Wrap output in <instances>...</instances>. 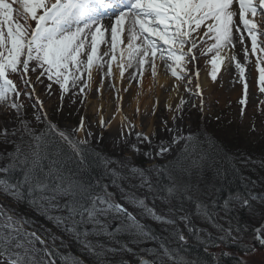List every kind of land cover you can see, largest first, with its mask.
Segmentation results:
<instances>
[{
  "label": "snow or ice",
  "instance_id": "1",
  "mask_svg": "<svg viewBox=\"0 0 264 264\" xmlns=\"http://www.w3.org/2000/svg\"><path fill=\"white\" fill-rule=\"evenodd\" d=\"M245 33L250 48L245 45ZM261 38L264 0H0V108L8 113L3 117L6 122L0 124V159L7 161L0 166V196L17 206L0 202V264H83L66 251L70 241L93 257L94 264H124L114 257L122 252L132 254L129 243L151 236L135 213L168 226L179 244H186L190 236L201 243L211 242L213 247L225 241L242 242L246 247L235 264H264V224L251 230V243L241 235H247L246 229L231 224L241 209L264 217V195L234 196L219 211L207 203L204 175L216 167L219 150L207 133L185 121L191 109L204 110L199 71L187 67L195 64L198 51L211 54L213 82L226 61L235 63L244 81L242 106L248 95L245 70L253 63L251 54L257 88L264 93ZM237 44L243 46L244 63L232 51ZM101 45L106 46L102 53ZM158 60L174 78L172 99L178 102L168 103L167 115L147 132L138 131L130 120L122 124L114 147L128 155L118 161L94 154L90 142L95 134L83 116L75 126L62 129L51 122L36 95L34 85L43 84L44 79L49 81L47 91L58 86L61 100L70 92L72 96L85 94L91 90L94 70L102 74L97 93L105 78L123 81L126 72L130 84H139L148 69L157 77ZM30 73L36 74L35 81ZM109 88L115 89V83L110 82ZM22 97L32 101L34 121L42 128L25 119ZM194 97L198 104L192 102ZM155 110L156 105L153 116ZM98 124L106 128L108 122L101 117ZM203 144L209 148H200ZM94 155L108 172L107 184L80 175L91 166ZM137 155L148 162L147 167L133 162ZM114 163L117 168L110 167ZM17 170L21 175L13 177ZM160 177L167 178L166 185ZM149 198L153 206L147 203ZM157 200L165 205L162 213L154 206ZM20 204L45 222L19 211ZM185 205L191 206V217ZM200 218L215 229V240L194 225ZM121 236L132 239L122 242ZM154 255L151 261L141 259L140 264L177 260L166 245ZM230 255L220 253L221 257ZM213 260L222 264L216 257Z\"/></svg>",
  "mask_w": 264,
  "mask_h": 264
},
{
  "label": "rangeland",
  "instance_id": "2",
  "mask_svg": "<svg viewBox=\"0 0 264 264\" xmlns=\"http://www.w3.org/2000/svg\"><path fill=\"white\" fill-rule=\"evenodd\" d=\"M259 19V17H257ZM34 24V22H33ZM126 35V34H125ZM123 38V37H122ZM264 39V38H261ZM245 45H248L245 40ZM235 53H237V59L240 61L243 58H240L241 55L243 56V46L240 44L236 45V48L233 49ZM100 52H102V49L100 47ZM211 55V54H210ZM210 55H206L203 57V55L200 54V52H197V61L195 64H188L189 69H194L199 71V79L202 77H205V75L211 80L210 73H211V64L209 62ZM249 60L253 63H248L246 65L245 70V80L248 83V95L246 100V106H240L238 105V101H240L242 98H244V88L243 83L244 81H241L239 72L235 68L229 72H225V74H221L220 77H217V80L215 82H218V85L215 86V88L211 90V87L207 86L202 88L203 91V102H204V110L201 112L198 108H193L189 112L185 114V121L190 122L193 128L201 127L204 131L206 129H211V132L213 131H222L221 129L214 127L211 120L215 118V116H219L220 119L227 120L229 119L227 123L230 124V127L233 131V135H231V130H228V139L232 140V146H235L237 143H239L238 137L240 134V143L242 141L243 135L250 134L251 138H259L261 141H264V110L260 112V106L263 105L264 101V93H260L257 88V78L258 74L257 72H254V61L255 57L251 56L249 54ZM241 62V61H240ZM157 76H159L160 73H163L166 76H171L170 73L166 70V67L164 66L162 61H157ZM115 68V66H114ZM114 70V69H113ZM228 76H227V75ZM30 75V74H29ZM224 75V76H223ZM144 77V76H143ZM32 81L36 80L35 76H30ZM43 79V78H42ZM156 80V78L154 79ZM143 81V80H142ZM215 82L212 81V84ZM49 83L46 79H44V83H35L34 87L36 90V95L39 96V99L44 102L45 110L47 111L48 116L54 115L55 118H53V124H56L60 128H66L69 125L75 126L79 120L80 117L83 116L85 118V123L87 126L90 127L91 131L95 134L94 138L91 140H95L97 142V138L102 137L99 139V142H103L104 145L107 147L109 151H111L114 155L124 154V156L128 155L126 152H122L116 147H114V144L117 143V136L119 132L112 133L110 129L108 128L111 121H107V127L102 128L99 126V124H95L96 119L99 117V114L96 110L100 109V104L102 103V99L99 98L92 100L90 91L86 90L85 94H77L75 96H72V93L66 94L63 98V100L60 102L59 96L60 91L57 85H53L51 91L46 90V85ZM195 83V81H194ZM126 84V83H125ZM124 85V89H125ZM130 88V87H128ZM127 88V89H128ZM73 92L76 90L73 89ZM185 95V94H184ZM114 99V102H116L117 97L112 96ZM83 100V103L81 101ZM97 100V102H96ZM75 101V102H73ZM118 101V100H117ZM21 102L25 104L24 115L27 113L28 108L32 105V101L26 99L25 97L21 98ZM104 103H106L105 100H103ZM193 103H199V100L197 98H193ZM113 104V103H112ZM115 104V103H114ZM156 105L155 115L153 116L151 114L152 109ZM243 107L244 114L241 115V110ZM60 109V110H58ZM113 109H115V106H113ZM145 107L142 108V112L144 114H141V117L135 115L133 119L130 121L134 122L137 126L138 131H144L147 132L149 129V126L156 123L158 124L164 116L167 115L166 112V103L164 101H160L157 105V101L154 99L153 104L151 105V108L147 111V115L145 113ZM104 114V111H103ZM8 115L4 111L3 108H0V124L5 123L6 121L3 119L4 116ZM14 117V113L11 114ZM50 118V116H49ZM223 121V120H221ZM225 122V121H223ZM143 124L144 127L141 128L140 125ZM185 131H187V128H185ZM238 133V135H237ZM226 133L222 136L221 141L224 140ZM246 137V136H245ZM155 143V140L153 141ZM132 143H135V138L132 137ZM143 147V145H141ZM139 159H144L142 156H135L133 162L136 163ZM162 163V161H160ZM147 166L148 162L146 161ZM0 202H3V198L0 196ZM10 207H14L13 203H8ZM6 204V205H7ZM153 204V202H152ZM156 204V203H155ZM221 216V215H220ZM195 222V220H194ZM221 223H225L224 220H221ZM207 224L205 220H200L197 222V225H203ZM233 226V223H231ZM227 226V224H225ZM183 226H181L182 228ZM200 229H204L202 227H199ZM251 230H248L247 235L245 236L244 233L241 235L247 239L248 243H251ZM212 231L215 233V229L212 228ZM186 233V230H185ZM190 238V237H189ZM189 241V239H188ZM182 245V244H180ZM243 246L246 247L245 243H242ZM80 252H83L82 249ZM224 252H229V250L225 249ZM85 255V254H84ZM241 252H235L234 256H237L240 258ZM77 258L85 263L84 257H81L80 255L74 256L71 255V258Z\"/></svg>",
  "mask_w": 264,
  "mask_h": 264
},
{
  "label": "trees",
  "instance_id": "3",
  "mask_svg": "<svg viewBox=\"0 0 264 264\" xmlns=\"http://www.w3.org/2000/svg\"><path fill=\"white\" fill-rule=\"evenodd\" d=\"M33 113L34 110L30 109L26 114L25 119L31 121L33 127L37 129L42 128L43 125L35 123ZM228 121L230 120L220 119L219 116L216 115L215 118L211 120V122L214 127H217L222 131H213L214 133L211 132V129L213 127L210 130L206 129L205 131L201 127L197 128L202 132L207 133V135L211 137L219 150V155L217 156L216 160V167L209 169L204 175V188L207 189V193L204 194L203 197L210 205L214 204L217 208V211H219V208L223 205L225 200L232 199L234 196H246L250 193L257 194L258 192L264 191V141H261L259 138H254L251 140L250 135L246 133V135H243L242 141L240 143L239 134V136H237L239 143H237L235 146H232V140L228 139V130H231V135H233L235 131L231 129L230 124L227 123ZM225 133V138L223 141H221V138ZM90 147L93 149L94 154H98L101 157L110 158L114 161H118L124 158L123 156L112 154L104 147L102 143L93 141L90 142ZM200 148L208 149L209 146L207 144H203L200 145ZM5 163H7V161L0 159V166H3ZM45 163H49V161H45ZM135 164L146 167L144 159L139 160ZM110 167L117 168L118 165L114 163ZM216 169H219V175H217ZM20 175L21 173L19 170L13 173V177H19ZM80 175L86 179H90L93 181L100 180L101 183H109L107 179L108 172L105 170L102 161L97 160L95 158V155L92 158L91 166L86 170H82ZM159 180L162 184H167L166 177H160ZM1 197L5 202L13 203L7 197ZM148 202H152L151 198H149ZM155 203L160 206V209L162 210V212H164L165 205L160 200H157ZM256 203L259 204V201H256ZM185 208L188 210L191 217V206L185 205ZM18 210L21 212H26L27 215L32 217L33 219H39L41 223L45 222L43 220V217L36 216V213L27 208L24 204H20L18 206ZM129 210L132 211L133 209L130 208ZM135 214L137 215V218L140 219L141 223L146 225L147 220H142L141 218H146V216H142L139 213ZM219 215L223 216V213H219ZM232 222L235 224V227L239 226L246 230H250L253 224H255V226H259L260 224L264 223V217H262L259 212L253 214L250 211L241 209L240 211L234 213L231 223ZM161 225V223H157V225L155 226L149 225L147 228L152 229L153 232L155 231V234H153L152 237L149 236L148 239L145 238L143 241L129 243V247L133 248L134 252L132 254L122 252L115 256L114 259L126 263L127 261L132 260V258H138L144 255L146 244H152L153 249H158L165 243L169 245L171 241L174 242L175 234L170 230V228L163 230L159 234L158 229L161 227ZM207 227L210 228V225L208 224ZM160 238L163 239L162 242L158 241L160 240ZM120 239L122 242H129L132 238L129 236H121ZM213 239H216V237H213ZM189 240H191L192 243L198 242L195 236H190ZM208 243H210V247H207V245H201L199 249H188L186 247L185 249H183L185 253L184 255L186 257L180 259V255L175 254L177 260L175 262L172 260H168L167 264H179L180 260H183L184 264H195V262H198V264H216V261L213 260V257H216L217 260L220 259L218 256H216V252H214V250H216L215 248L217 247H213L211 242ZM222 247L232 249L230 250V252L232 253L234 251L242 252V250L245 248L240 243L233 244L227 241L222 244ZM179 248H181V246H179ZM205 248H207L208 250L205 251ZM80 250L81 247L78 243L70 241L69 247L66 251L68 252L70 258L71 255H80L81 257L85 258V264H94V258L86 254L84 255V252H80ZM233 257H231L230 259L224 257L223 260L225 261V264H235V261L237 259Z\"/></svg>",
  "mask_w": 264,
  "mask_h": 264
},
{
  "label": "bare ground",
  "instance_id": "4",
  "mask_svg": "<svg viewBox=\"0 0 264 264\" xmlns=\"http://www.w3.org/2000/svg\"><path fill=\"white\" fill-rule=\"evenodd\" d=\"M105 23H107V21H105ZM247 39L248 38L246 35L245 40L248 42ZM100 47L103 52L106 46L101 45ZM232 51L234 52V50ZM235 54L237 55V53ZM240 58H243V56L241 55ZM240 61L241 63H244L243 59H241ZM233 64L234 62L230 63L226 61L225 65L221 67V71L217 73V77H220V75L223 73L225 74V72L229 74V72L234 69ZM113 69L114 73H116L118 77V72L116 71V68ZM210 70L212 71V68H210ZM128 71H132V69H129ZM254 72H256V70ZM101 75V73H98L96 70H94L93 82L90 90L91 97L93 98L92 100L97 98H99L100 100L102 99V103L99 106L100 109L96 110L99 114V117L96 119L95 124H98V121L101 119V117H103L104 121H111L108 128L112 133L120 132L122 124L126 125L127 121L133 119L135 115H137V108H139V115L137 116L141 117V114H144V112H142V108L144 107L145 113H147V111L151 108L154 99L159 102L164 101L166 105L168 103L178 102L172 99V97L176 95L175 92L171 91L172 85L175 82L174 78L171 76H166L164 72L160 73L159 76L156 77V80H154V78L151 76L150 69H148L144 72V77L142 79L143 81L141 80L139 84H137L136 81H132L130 84L129 80L127 79V72L125 73L126 78L123 81H120L118 78L115 81H109L108 78H105L104 86L100 88L99 93H97V88L99 87V80ZM110 82L115 83V89L109 88ZM200 82L202 84V88L209 86L211 87V90L212 87L214 89L215 86L218 85V82L212 84V80H210L206 75L205 77H202L200 79ZM124 85L126 88L130 87L128 88V91H124ZM161 85L163 87H161ZM181 95H184V93L181 92ZM112 96H119L121 97V99L119 101L116 100V102H114ZM103 100H105L106 103H104ZM118 104L120 111H117ZM113 106H115V109H113Z\"/></svg>",
  "mask_w": 264,
  "mask_h": 264
}]
</instances>
